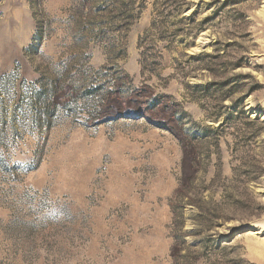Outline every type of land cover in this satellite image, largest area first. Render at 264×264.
<instances>
[{
    "label": "rangeland",
    "instance_id": "rangeland-1",
    "mask_svg": "<svg viewBox=\"0 0 264 264\" xmlns=\"http://www.w3.org/2000/svg\"><path fill=\"white\" fill-rule=\"evenodd\" d=\"M190 1L0 0V264H264V0Z\"/></svg>",
    "mask_w": 264,
    "mask_h": 264
},
{
    "label": "trees",
    "instance_id": "trees-1",
    "mask_svg": "<svg viewBox=\"0 0 264 264\" xmlns=\"http://www.w3.org/2000/svg\"><path fill=\"white\" fill-rule=\"evenodd\" d=\"M198 2H203L202 0H199ZM192 2L190 0H154L153 2V7L156 12V17L155 19L151 22L150 26L155 32H157L159 39L162 40H168L169 42V48L172 45L173 38H176L180 34H182L184 37H186L187 34H190L191 30L198 29L201 27V22L200 24H194L195 18L193 15H190L187 17V19H184L185 17H180L178 19H175L177 16L182 15V13L188 8V6ZM183 24H187V28L189 25H193L196 27L188 28L185 29ZM169 27H172V32H169ZM148 36V35H147ZM139 46H141V43H139ZM159 57V56H155ZM148 59V55L146 52L142 51L140 53V59H139V64L141 67V71L143 70L144 66L146 65V61ZM114 87H116L114 85ZM143 85L142 87H138L134 91V97L139 96L140 92L143 90ZM116 92L114 90L109 91L106 90L104 93V96L102 97V101L107 104L109 102V97H111L113 94ZM160 98H163V95L159 96ZM160 100L159 105L157 102H154L153 106L155 108V111L161 112L163 108L160 107L161 104ZM156 103V104H155ZM154 120H157V118H153ZM191 181L187 179L182 180L179 187L174 191L172 197L169 199V204L171 206V210L173 212V220H172V231L174 232L173 237L175 238V241L173 245L171 246V257L173 259H176V257L179 255V250L181 248V244L184 239V234L179 232L180 227L184 223V217L181 212H177V209L181 207V205L176 204L175 202L173 203L174 199H178L180 201H183L184 194L182 193L183 189H186L190 186ZM177 200V201H178ZM183 204H190V205H195L193 204L192 200H188L186 202H183Z\"/></svg>",
    "mask_w": 264,
    "mask_h": 264
}]
</instances>
